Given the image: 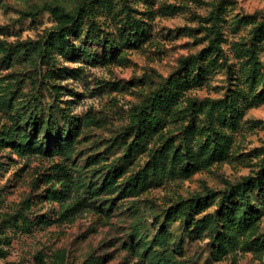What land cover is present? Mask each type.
I'll list each match as a JSON object with an SVG mask.
<instances>
[{
  "label": "rangeland",
  "instance_id": "rangeland-1",
  "mask_svg": "<svg viewBox=\"0 0 264 264\" xmlns=\"http://www.w3.org/2000/svg\"><path fill=\"white\" fill-rule=\"evenodd\" d=\"M218 1L227 61L219 59L208 78L182 91L163 138L159 133L146 151L131 154L135 113L187 57L208 46L207 19ZM49 8L93 10L84 15L98 23L100 40L87 36L89 22L67 40L90 56L56 50L55 66L43 62L34 46L58 32L62 20ZM128 12L144 22L141 40L119 43L112 56L106 42L121 39L118 26ZM262 20L264 0H0V264H264L255 242L264 234V200L256 193L260 218L231 243L207 234L192 239L183 221L165 220L176 203L208 188L226 191L261 167L264 100L253 95L264 94V41L254 83L246 80L236 46ZM230 89L250 99L235 127L213 120L232 138L230 155L133 189L131 176L142 177L151 150L166 138L193 149L205 140V113H190L189 105L211 103ZM64 135H73L70 144ZM115 167L126 172L108 188ZM217 206L216 200L204 213Z\"/></svg>",
  "mask_w": 264,
  "mask_h": 264
},
{
  "label": "trees",
  "instance_id": "trees-1",
  "mask_svg": "<svg viewBox=\"0 0 264 264\" xmlns=\"http://www.w3.org/2000/svg\"><path fill=\"white\" fill-rule=\"evenodd\" d=\"M108 2L110 3V0ZM223 7V2H216L214 10L207 19L211 23L208 33L212 36L208 46L200 53L187 57L183 61L181 72L173 74L164 87L154 90L139 107L137 114L135 113V124L133 125L138 126V131L134 141L128 146L131 154L146 151L149 139L156 137L159 133L160 137L163 138L164 132L162 133L161 130L164 128L167 118H172L180 111L176 107V103L182 91L187 89V86L194 83L199 84L208 78L214 67L222 65L219 59H222L223 62L227 61L221 46L222 33L219 29L220 11ZM49 10L57 14L62 20H60L61 25L58 32L52 34L42 46H34V50L39 49L43 62L55 66L54 51L56 50L62 53L79 51L85 53L86 56H90L87 55L86 50H78L75 44H71L67 40L71 34L82 29V26L87 22H89L86 29L87 36L93 41L100 40L97 33L98 23L94 19L85 16L90 13L94 15L93 10L91 8H79L74 14L66 13L63 9L59 11L58 8H49ZM119 24H121L118 26L121 39L118 41L116 38H110L106 42L109 48L112 47V56H114L113 48L117 47L119 43L126 40L128 42L141 40L140 37L144 29V22L132 20L130 13L126 21L124 23L121 21ZM124 34L129 35L128 39L123 37ZM262 41H264V20L254 26L248 42L236 46L238 55L243 59V71L246 80L251 83L259 79L260 68L258 63L260 60L258 52ZM244 100H250L244 90L237 89L233 91L230 89L225 97L211 103L199 105L198 107L191 103L188 107L190 113H205L206 120L203 128L208 127L207 130L210 128L212 131L209 130L205 140L197 145V149L189 146L188 142L176 145L175 142L166 138L159 149L151 150L150 159L143 169L142 177L139 174L131 176L129 181L133 189H138L139 185L144 187L145 184H148V180L151 183L152 178L161 181L165 177L189 174L206 169L215 161H224L230 155L232 138L220 128L217 131L213 120L216 117L219 121V127L222 126V129L228 126L235 127L238 122V115L243 112L242 104ZM253 100H264V94L253 95ZM30 122L32 126L38 124L36 119H32ZM53 128L55 127L53 126ZM64 136H66L65 140L61 141H69L70 144L73 135ZM262 153L264 157V150ZM111 172L114 177L107 180V187L115 188L116 180L122 177L126 170L115 167ZM254 193L264 200V158L259 171L255 175L232 185L226 191H216L208 188L205 195L199 194L178 202L171 207L165 216V220L169 223L177 220L183 221L192 239L207 234L212 235L216 241L220 240L222 244L231 243L238 235H245L248 230L252 229L260 218L259 211L255 208L253 201ZM216 200L218 206L215 210L204 213ZM200 214H202L201 217L195 218L196 215ZM255 242L256 250L262 251L264 249V234L259 235Z\"/></svg>",
  "mask_w": 264,
  "mask_h": 264
},
{
  "label": "clouds",
  "instance_id": "clouds-1",
  "mask_svg": "<svg viewBox=\"0 0 264 264\" xmlns=\"http://www.w3.org/2000/svg\"><path fill=\"white\" fill-rule=\"evenodd\" d=\"M8 123L11 124V121H9ZM2 124H3V121L0 120V126H2Z\"/></svg>",
  "mask_w": 264,
  "mask_h": 264
}]
</instances>
